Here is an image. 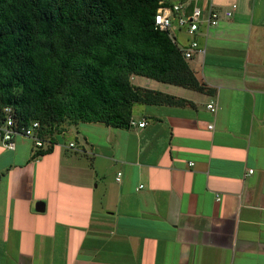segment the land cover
Returning a JSON list of instances; mask_svg holds the SVG:
<instances>
[{
  "label": "crops",
  "instance_id": "0c3cea01",
  "mask_svg": "<svg viewBox=\"0 0 264 264\" xmlns=\"http://www.w3.org/2000/svg\"><path fill=\"white\" fill-rule=\"evenodd\" d=\"M169 2L235 4L193 36L173 27L212 91L155 88L188 102L70 125L38 157L0 143V264H264V0Z\"/></svg>",
  "mask_w": 264,
  "mask_h": 264
},
{
  "label": "trees",
  "instance_id": "16d2710c",
  "mask_svg": "<svg viewBox=\"0 0 264 264\" xmlns=\"http://www.w3.org/2000/svg\"><path fill=\"white\" fill-rule=\"evenodd\" d=\"M169 0H0V107L41 123L55 142L70 125L127 128L135 104L185 99L136 86L144 76L200 92L198 79L154 16ZM52 147L38 151L41 156Z\"/></svg>",
  "mask_w": 264,
  "mask_h": 264
},
{
  "label": "built area",
  "instance_id": "2783aa9c",
  "mask_svg": "<svg viewBox=\"0 0 264 264\" xmlns=\"http://www.w3.org/2000/svg\"><path fill=\"white\" fill-rule=\"evenodd\" d=\"M235 4L230 7H215L211 6L206 11L199 5L194 4L187 11L184 2L172 3L170 5H161L154 16V22L158 29L166 30L170 36L172 35L173 27L183 29L189 36H193L200 28L201 24L206 27L214 26L219 23L221 18L230 17ZM183 56L189 59L195 51H201L196 40H190L187 47L180 48ZM212 111L215 110L212 103L207 105ZM136 124L134 119L130 120V126ZM138 126H143L144 122H138ZM24 137L31 141L34 157H38V151L45 150L48 147H53L54 142H50L49 138L45 137L41 123L38 120H30L26 124H20L16 121L13 109L10 106L0 107V143L7 150L16 148V138ZM74 143H68L69 148L74 147ZM252 170L249 169V173ZM121 173L118 172L116 180L120 179Z\"/></svg>",
  "mask_w": 264,
  "mask_h": 264
},
{
  "label": "rangeland",
  "instance_id": "374dc122",
  "mask_svg": "<svg viewBox=\"0 0 264 264\" xmlns=\"http://www.w3.org/2000/svg\"><path fill=\"white\" fill-rule=\"evenodd\" d=\"M173 31L175 32L176 30L173 28L172 32ZM178 42H180V40ZM131 81L136 86L149 88V89H153V90H155V88L160 89V90H164L166 88L177 89L176 87H178L177 85L159 82L157 80H154V79H151V78H148V77H144V76H133L131 78ZM171 87H174V88H171ZM136 106L139 107L140 105L136 104L135 107Z\"/></svg>",
  "mask_w": 264,
  "mask_h": 264
}]
</instances>
